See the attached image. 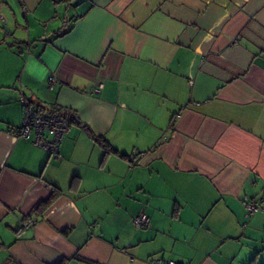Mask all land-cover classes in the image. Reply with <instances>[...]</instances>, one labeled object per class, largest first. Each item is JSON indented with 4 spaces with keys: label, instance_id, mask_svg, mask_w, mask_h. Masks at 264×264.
Listing matches in <instances>:
<instances>
[{
    "label": "crops",
    "instance_id": "crops-1",
    "mask_svg": "<svg viewBox=\"0 0 264 264\" xmlns=\"http://www.w3.org/2000/svg\"><path fill=\"white\" fill-rule=\"evenodd\" d=\"M62 258L264 264V0H0V264Z\"/></svg>",
    "mask_w": 264,
    "mask_h": 264
},
{
    "label": "built area",
    "instance_id": "built-area-1",
    "mask_svg": "<svg viewBox=\"0 0 264 264\" xmlns=\"http://www.w3.org/2000/svg\"><path fill=\"white\" fill-rule=\"evenodd\" d=\"M53 78H49V86H52ZM21 102L24 106V114L22 124L19 129L13 128L17 136L30 140L35 146H39L54 157L59 156V147L64 134L69 129V122L64 119L62 115L57 112H40L29 104L23 97ZM244 207L248 214H253L262 209L259 201L247 200L244 202ZM134 225L137 228H142L150 223V218L146 213H139L134 216ZM34 221L27 219L24 223L25 226H31ZM167 264H175L173 261H168Z\"/></svg>",
    "mask_w": 264,
    "mask_h": 264
},
{
    "label": "trees",
    "instance_id": "trees-1",
    "mask_svg": "<svg viewBox=\"0 0 264 264\" xmlns=\"http://www.w3.org/2000/svg\"><path fill=\"white\" fill-rule=\"evenodd\" d=\"M51 113H53V112H57V113H59L60 115H62L63 117H64V119H66L68 122H69V124H70V122H72V121H75V117L72 115V114H70L68 111H63L61 108H54V109H52L51 111H50ZM95 140L99 143V144H101V146L104 148V150H105V153H109V152H116V150L115 149H113L110 145H109V143L106 141V140H104V139H102V138H99V137H95ZM52 198L53 197H51V198H49L48 200H46V201H44V202H41V203H39L37 206H36V209L38 210V209H40V207H42V205H47V204H49L51 201H52ZM69 260V258H62V259H60L56 264H65L67 261Z\"/></svg>",
    "mask_w": 264,
    "mask_h": 264
}]
</instances>
